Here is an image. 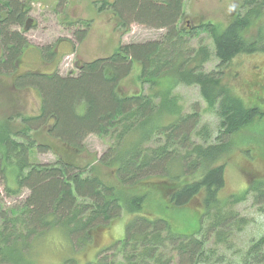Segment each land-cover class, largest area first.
<instances>
[{"label":"trees","instance_id":"16d2710c","mask_svg":"<svg viewBox=\"0 0 264 264\" xmlns=\"http://www.w3.org/2000/svg\"><path fill=\"white\" fill-rule=\"evenodd\" d=\"M135 1L140 4L128 11L124 0H102L98 9H112L121 33L134 22L165 29L160 39L120 43L109 56L79 65L76 74L28 70L14 75L28 46L22 32L30 23L29 8L23 0H0V74L14 77L16 88L31 86L40 95L36 115L17 113L19 127L0 119L4 194L28 190L13 207L0 205V264H31L32 242L48 231L61 230L83 243L122 214L131 215L124 236L85 264H170L172 253L178 264L209 259L203 220L214 219L205 232L223 225L220 212L226 204L218 197L226 181L220 159L230 157L231 139L245 137L244 130L264 135L263 129H252L264 125V62L252 68L250 79L242 78L245 97L231 82L235 73L224 82V69L234 58L264 53V0H243L244 11L232 14L223 27L211 22L179 26L183 0ZM197 31L212 40L218 59L214 70H204L209 47L188 42ZM84 33L76 32L75 38L81 40ZM50 46L39 50L53 53L55 46ZM134 63L140 66L138 91L127 94L119 84ZM179 85L198 86L207 110L218 116L214 141L199 125L197 110L184 112L174 93ZM31 131L45 140L35 143ZM90 134L109 142L100 156L85 147ZM192 135L202 141L195 143ZM35 150L52 152L56 159L35 162ZM100 166L111 172L112 181L99 175ZM254 180L234 202L252 191L257 203H264V182ZM182 214L192 215L194 228L187 232L174 228ZM60 264L78 262L70 257ZM239 264H264V235L249 244Z\"/></svg>","mask_w":264,"mask_h":264},{"label":"rangeland","instance_id":"374dc122","mask_svg":"<svg viewBox=\"0 0 264 264\" xmlns=\"http://www.w3.org/2000/svg\"><path fill=\"white\" fill-rule=\"evenodd\" d=\"M23 1L29 8L27 16L30 18V23L26 26V31L22 32L28 46L17 62L14 75L23 74L28 70L44 73L56 71L60 75L76 74L79 65L95 58L109 56L120 43L160 39L165 33L163 28H152L134 22L129 25L125 33H121L116 30L117 19L113 16L112 9L108 7L99 11L98 7L102 0ZM108 1L113 3L115 0ZM242 1L183 0V19L178 22V25L188 27L186 21H189L192 25L211 22L223 27L232 14L244 11ZM135 2L140 4L135 0H124L123 8L128 11L135 6ZM142 9H144L143 6ZM148 11L142 13L147 14ZM85 22H88L87 26ZM16 29L20 31V27ZM78 31L85 32L81 40L75 38V33ZM197 32L199 34L191 36L188 42L192 47L200 43L209 47L211 57L204 64V70H214L218 59L213 55L212 40L207 33ZM43 45H51L50 48L54 45V52L40 51L39 48ZM261 62H264V53L239 55L224 69V73L228 75L224 82L231 78L230 73H235L238 79L231 78V80L234 79L231 82L241 89L239 93L244 96L242 87L246 80L243 79H250L252 68ZM139 71V64L134 63L130 74L119 84L122 92L129 94L138 91L136 76ZM261 71L264 72V67ZM13 81L14 77L4 73L0 74V119L8 118L17 128L20 123L18 112L23 115H36L39 112L40 95L31 86L16 88ZM141 90H146V86ZM174 93L179 98L184 112L197 110L200 113L199 125L206 126L210 141H214L219 133V118L215 113L207 110L198 86L179 85ZM51 122L50 120L49 123ZM262 125L252 129L264 130V125L263 127ZM44 127H40L43 132H45ZM38 133V131L37 133L30 132L35 143L45 140V137L39 136ZM243 133L245 137L237 134L231 139L230 157L220 159V163L225 165L226 181L218 197L226 201V204L220 212V224L223 225L205 232L214 219L210 216L203 220L204 234L206 233L205 249L209 256L205 264H239L249 244L264 235V203H257L255 193L249 191L243 199L233 201L250 186L254 178H257L255 182H264V149H261L264 147V135H257L251 129H246ZM191 138L195 143L202 141L196 135H192ZM84 143L90 154L100 156L109 142L106 138L90 134ZM32 154V160L35 162L47 163L56 159L52 152L42 153L35 150ZM98 173L106 181L113 180L111 172L105 167H98ZM3 185L0 182V205L5 208L20 203L28 193L27 189H23L19 195L8 196L4 194ZM191 216V214H182L178 223L174 224V228L180 232L193 229V219H189ZM130 218L131 215L122 214L93 239L83 243L70 240L71 237L61 230L48 231L32 242L29 262L31 264H60L70 257L76 258L78 264L92 262L100 251L124 236L125 222ZM171 257L170 264H178L176 253H172Z\"/></svg>","mask_w":264,"mask_h":264},{"label":"flooded vegetation","instance_id":"af4514ba","mask_svg":"<svg viewBox=\"0 0 264 264\" xmlns=\"http://www.w3.org/2000/svg\"><path fill=\"white\" fill-rule=\"evenodd\" d=\"M186 23H187V26H188V27H192V26H193L192 24H190L189 21H186ZM190 25H191V26H190Z\"/></svg>","mask_w":264,"mask_h":264}]
</instances>
